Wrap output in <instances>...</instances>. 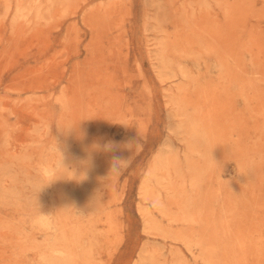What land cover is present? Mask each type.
<instances>
[{"label":"rangeland","instance_id":"rangeland-1","mask_svg":"<svg viewBox=\"0 0 264 264\" xmlns=\"http://www.w3.org/2000/svg\"><path fill=\"white\" fill-rule=\"evenodd\" d=\"M0 264H264V0H0Z\"/></svg>","mask_w":264,"mask_h":264},{"label":"clouds","instance_id":"clouds-1","mask_svg":"<svg viewBox=\"0 0 264 264\" xmlns=\"http://www.w3.org/2000/svg\"><path fill=\"white\" fill-rule=\"evenodd\" d=\"M74 126H68V127H64L65 129H72ZM172 132L174 135H179V132H180V128L178 125H174L172 127ZM170 149H173L174 150V146L170 145ZM62 160V159H61ZM61 160L58 162L57 164V168H63V169H66L65 167L62 166V162Z\"/></svg>","mask_w":264,"mask_h":264}]
</instances>
